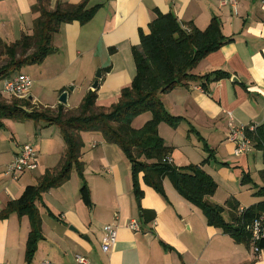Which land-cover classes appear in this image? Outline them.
<instances>
[{"label": "crops", "instance_id": "1", "mask_svg": "<svg viewBox=\"0 0 264 264\" xmlns=\"http://www.w3.org/2000/svg\"><path fill=\"white\" fill-rule=\"evenodd\" d=\"M82 1L50 0V8L57 3L76 5ZM34 2L0 0V40L12 43L22 34H31L35 16L30 7ZM222 2L87 0V8L98 6L91 21L84 25L78 22L62 25L53 38V53L41 64L21 70L33 81L28 100L33 106L53 109L62 105L58 98L67 92V103L63 106L65 110H75L84 95L93 90L99 70L96 104L108 107L131 84L135 76L132 48L139 45L140 32L148 33L156 12L172 14L181 27L192 24L199 30H204L216 17L222 34L232 40L207 55L193 74L202 76L222 70L230 78L210 84L208 94L197 83H187L160 95L165 110L183 121L176 128L159 124L158 134L165 146L172 149L169 157L176 167L200 164L207 157L202 149L199 152L202 144L193 132H188L190 128L213 150L214 159L202 166L217 185L211 198L213 203L224 206L234 199L241 209L262 201L263 198L251 195L262 186L255 181L247 185L248 191L251 190V199L247 201L235 186L239 182L242 187L243 174L252 179L247 154L257 149L252 144L249 153L235 156L226 135L229 115L239 125L264 123V0H240L236 12ZM143 115L133 120V128H141L150 119ZM2 122L0 210L17 199L26 186L35 185L46 170L56 168L65 150L54 126L30 120ZM81 138L84 144L81 161L92 207H86L79 197L81 180L75 171L61 186L42 194L36 203L42 237L31 264H77L76 257L85 259L87 264H264V249L255 255L251 247L236 244L220 230L208 226L202 212L181 198L168 179L163 180L166 196L163 199L139 175L143 192L140 207L154 213L151 222L143 223L132 193L130 165L120 149L107 144L95 132L82 133ZM26 143L37 150L38 168L11 181L5 169ZM192 151L200 153L198 160ZM221 164L232 166L233 171L227 173L230 170L218 166ZM131 220L138 221L140 232L128 229ZM107 225L116 227L117 237L104 253L101 244L107 240L103 231ZM29 231L26 216L11 215L0 222V264H25Z\"/></svg>", "mask_w": 264, "mask_h": 264}, {"label": "trees", "instance_id": "2", "mask_svg": "<svg viewBox=\"0 0 264 264\" xmlns=\"http://www.w3.org/2000/svg\"><path fill=\"white\" fill-rule=\"evenodd\" d=\"M97 9L98 6L87 8V0L76 5L57 3L53 9L50 8V0H35L30 7L35 16L31 34H22L12 43L0 40V81L20 73L27 66L41 64L53 53V38L62 25L72 22L84 25L91 21ZM231 40L222 34L221 24L216 17L210 20L204 30H199L192 24L181 27L172 14L156 12L148 25V33L140 32L139 45L132 48L135 76L131 84L120 91L114 104L98 107L97 88L88 91L75 110H65L63 105L53 109L33 106L28 99L5 100L0 93V128L3 127V120L44 123L59 130L65 146L63 158L56 168L46 170L35 185L26 186L17 199L9 201L0 210V222L11 215L19 218L26 216L29 220L30 231L24 249L25 264L32 263L42 237L41 217L36 205L42 194L61 186L75 171L81 180L79 197L86 207H92L81 161L84 145L81 134L85 132L100 134L107 144L117 146L129 162L132 193L143 223L151 222L154 213L140 207L143 192L139 175L143 183L163 199H166L163 180L168 179L181 198L202 212L208 226L220 230L236 244L251 247L246 225L264 216V167L260 172L263 184L253 193V196L263 200L242 208L243 211L239 213L240 207L234 199L228 200L224 206L211 201L217 185L202 166L214 159L213 150L193 128L188 132L196 135L202 150L207 154L200 164L176 167L165 162L172 149L165 146L158 134L159 124L176 128L183 121L182 117L172 116L165 110L160 95L187 83H197L208 94L210 84L230 78L222 70L202 76L193 74V70L207 55ZM144 113H149L150 119L141 128H133V120ZM247 135L253 147L261 151L264 163V123L258 125L254 133ZM242 177V184H250L248 174ZM225 214L228 219H225ZM257 245L263 250L264 239Z\"/></svg>", "mask_w": 264, "mask_h": 264}, {"label": "built area", "instance_id": "3", "mask_svg": "<svg viewBox=\"0 0 264 264\" xmlns=\"http://www.w3.org/2000/svg\"><path fill=\"white\" fill-rule=\"evenodd\" d=\"M239 1L240 0H223L222 5L229 6L234 12H236ZM32 85L33 81L30 76L20 72L1 81L0 93L6 100H27ZM227 127L228 133L226 135V140L233 145V155L241 156L249 153L252 150V142L247 133H254L257 125L245 126L236 124L233 118L229 115ZM165 162L172 164L169 156L165 158ZM37 168V150L33 144L26 143L20 147L19 153L16 154L7 165L5 175L11 181H16L22 174L35 171ZM242 211V208L239 209V213ZM263 221L264 216H261L258 219L248 222L246 225V230L250 235L251 249L255 255L260 253V249L257 245L258 242L264 239ZM127 227L133 232H140V224L136 220H131ZM103 231L107 236V240L102 242L101 250L106 253L109 251L111 246L114 245L117 232L114 225L105 226ZM75 261L77 264H87L85 259L81 257H76Z\"/></svg>", "mask_w": 264, "mask_h": 264}, {"label": "rangeland", "instance_id": "4", "mask_svg": "<svg viewBox=\"0 0 264 264\" xmlns=\"http://www.w3.org/2000/svg\"><path fill=\"white\" fill-rule=\"evenodd\" d=\"M26 68H23V71L25 70ZM0 87H1V81H0ZM6 100V99H5ZM144 117L145 116H149L150 117V114L149 113H145V115H143ZM143 118V117H142ZM137 124L138 123H136L135 125L137 126ZM194 140V142H197L196 141V139L194 138L193 139ZM202 149V145H201V148H200V146L198 147V150H199V152H200V150ZM192 153L193 154H195V159H199V156H200V153H194L193 151H192ZM244 155H246V154H244ZM244 155H242V156H244ZM249 157H248V165H249V172H250V174H251V181H250V183H254V181L257 183V185L258 186H260V185H262L263 184V181H262V178H261V176H260V172L262 171V162H263V160H262V155H261V152L260 151H258V150H252V153H250V155L249 154H247ZM228 163V162H227ZM229 165V164H228ZM218 166H223V165H218ZM227 170L229 169L230 171H226L227 173H229V172H232L233 170H232V166H224ZM229 167H231V168H229ZM239 177H240V173H239ZM240 179V178H239ZM238 183L239 182H237V184L235 185L237 188L239 187L240 189H241V191H240V195H244V196H246V201L247 200H249V199H251V195L253 196V193L256 191V189H255V191L254 192H252L251 193V190L249 189V191H248V189H247V185L248 184H242L241 183V185H242V187L240 186V184L238 185ZM246 185V186H245ZM253 184H251L250 186H251V189L252 190H254L253 189V186H252ZM245 186V187H244ZM249 186V187H250ZM238 188V189H239ZM250 193H251V195H250ZM238 194V195H239ZM254 198H255V196H253ZM259 198H261V197H259ZM224 217H225V219H228V215L227 214H225L224 215Z\"/></svg>", "mask_w": 264, "mask_h": 264}, {"label": "water", "instance_id": "5", "mask_svg": "<svg viewBox=\"0 0 264 264\" xmlns=\"http://www.w3.org/2000/svg\"><path fill=\"white\" fill-rule=\"evenodd\" d=\"M100 77H101V73L98 70L96 72V75H95L96 81L92 84V89L93 90L97 88L98 80L100 79ZM232 81H236V79L235 78H232ZM67 91H71V88H68ZM58 102L60 104H62V105H66V103H67V92H63L62 94H60V96L58 98Z\"/></svg>", "mask_w": 264, "mask_h": 264}]
</instances>
